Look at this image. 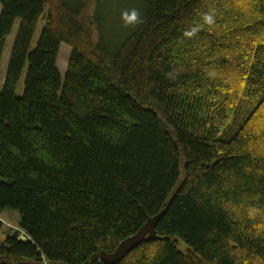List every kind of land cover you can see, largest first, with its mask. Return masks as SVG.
<instances>
[{
    "label": "trees",
    "instance_id": "trees-1",
    "mask_svg": "<svg viewBox=\"0 0 264 264\" xmlns=\"http://www.w3.org/2000/svg\"><path fill=\"white\" fill-rule=\"evenodd\" d=\"M108 2L0 0V264H264V0Z\"/></svg>",
    "mask_w": 264,
    "mask_h": 264
},
{
    "label": "rangeland",
    "instance_id": "rangeland-1",
    "mask_svg": "<svg viewBox=\"0 0 264 264\" xmlns=\"http://www.w3.org/2000/svg\"><path fill=\"white\" fill-rule=\"evenodd\" d=\"M109 2V7H108V24L107 26H113V25H117V27L114 29V31L117 30V28L119 29H124L126 27V22L129 21V17L134 14L135 12H138L137 14H139L140 11V2L141 0H108ZM0 10H1V4H0ZM115 14V17H114ZM113 20V22H112ZM112 22V24H111ZM19 22H16L14 25L13 30L11 31V33L9 35H7V39H6V44H5V51L3 53L2 56V61L0 64V87L3 83V78L5 76L6 73V68L9 62V55L12 49V45L14 43L15 40V35L16 32L18 30L19 27ZM38 26L37 29L34 33V38L32 40L31 46L35 47V44L39 38V34L41 32V29L44 25L42 19H40V21L38 22ZM115 25V26H116ZM60 49L58 52V58L56 61V67H58L59 70V74L61 76V78L64 77V74L67 70V62L68 59L70 57V52H71V47L70 45L66 44V43H62L60 44ZM23 77L24 74L21 78V84L18 88V91L21 93V89H22V83H23ZM243 102H241V106H243ZM240 106V108L238 109L239 111H242L241 113H244L245 107L242 110V107ZM246 112V111H245ZM20 219V215L18 213V211L15 209H9L6 208L3 211L0 212V221H1V227H0V242L5 240L6 237V231L9 227L11 228H18V222ZM20 236H25L22 232L20 234ZM179 250H183V248H185L184 243H180L178 245Z\"/></svg>",
    "mask_w": 264,
    "mask_h": 264
},
{
    "label": "water",
    "instance_id": "water-1",
    "mask_svg": "<svg viewBox=\"0 0 264 264\" xmlns=\"http://www.w3.org/2000/svg\"><path fill=\"white\" fill-rule=\"evenodd\" d=\"M165 212L166 209H162L159 213L149 217L147 222L138 229V232L121 240L113 251H101L99 253L100 261L104 264H115L126 257L128 252L139 246L140 243L150 242V240L158 239L155 228ZM21 239L27 240L25 236H21Z\"/></svg>",
    "mask_w": 264,
    "mask_h": 264
}]
</instances>
